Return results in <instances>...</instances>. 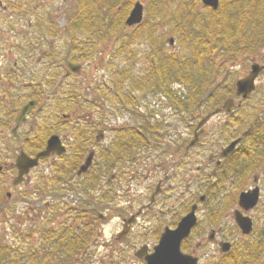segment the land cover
<instances>
[{
	"label": "flooded vegetation",
	"instance_id": "obj_1",
	"mask_svg": "<svg viewBox=\"0 0 264 264\" xmlns=\"http://www.w3.org/2000/svg\"><path fill=\"white\" fill-rule=\"evenodd\" d=\"M53 2L34 0L33 7L24 8L26 12L23 11L26 1L12 2V9L20 17L15 23L19 24L17 30L11 24L10 43H17L21 56L9 67L7 59L4 65L0 61V191L15 190L34 181L32 226L41 238V246L37 247L39 254H63L69 241L80 240L75 244L78 247L70 264H105L104 251L114 243L105 240L103 231L106 222L114 217L119 219L121 228L113 240L121 244L130 236L151 235L156 242L145 241L140 246H147L150 254L165 230L176 228L196 204L197 221L182 240L181 250L195 256L196 264H237L246 249L250 246L256 248L261 243L264 234L255 240L242 239L241 236L250 233L242 231L235 217L237 209L251 216L249 212L257 207L242 208L239 194L255 186H259L262 192L264 156L253 161L252 186L240 189L238 196L222 193L230 176L236 177L233 182L239 186L250 183V159L241 152L257 146L249 140H259L260 147L264 148V134L246 139V132L251 127L250 110L249 107L245 111L240 109L247 107L243 101L249 98H244L240 104L236 102L230 112L224 110L212 115L199 126L203 116L218 105L207 108L202 99H198L197 104L191 106L190 89L185 90V83L180 80L173 79L168 90L169 86L164 87L167 81L162 85V81H155L149 71L139 81L136 74H123L122 77L117 73L109 79L104 74L98 83L97 120L91 118V114H78L82 103L78 105L73 101L72 104H77L74 109L58 118L59 107L64 106L59 103L60 88L83 81L74 76L80 74H73L75 71L69 69L58 81L52 47L59 31ZM87 11L88 8H80L77 3L69 14L64 29L71 34L69 41L72 43V15ZM80 17L84 19V15ZM87 22L85 20L84 24ZM6 42H9L8 38ZM158 49L163 56L166 55L164 44ZM1 55L3 59L7 58L5 52ZM145 89L169 97L175 110L172 114L177 116L175 123L186 127L176 129L169 122L168 113L159 110L158 106L153 107L160 105L161 99L144 102L139 98L136 91ZM66 93L61 100L71 101L70 94L65 97ZM235 98L241 100L239 95ZM32 101L25 119L19 121L24 107ZM123 111H129L130 118L125 122L119 117ZM221 114L225 119L217 125L213 119ZM261 117V114L256 116L257 119ZM260 125L264 131V119ZM243 126L245 128L240 130ZM197 133V141L191 144ZM53 134L60 136L58 147L65 146V151L41 157L36 167L20 174L18 156L22 152L36 156L47 147ZM240 136L243 137L235 150L223 155L224 149ZM92 150L91 166L79 174ZM17 180L20 181L17 183ZM74 192L83 194L81 201L76 203L78 199L73 198ZM6 196L10 198L12 192L7 191ZM3 201L4 197L0 198L1 206ZM208 201L212 204L203 209L202 205ZM64 210L70 211L69 215L66 216ZM203 210L206 215L200 218ZM78 218L82 219L81 222H77ZM252 219L254 229L255 219ZM141 221L145 224L138 230ZM74 229L76 234L72 233ZM225 242L231 243L227 251L223 250Z\"/></svg>",
	"mask_w": 264,
	"mask_h": 264
},
{
	"label": "rangeland",
	"instance_id": "obj_2",
	"mask_svg": "<svg viewBox=\"0 0 264 264\" xmlns=\"http://www.w3.org/2000/svg\"><path fill=\"white\" fill-rule=\"evenodd\" d=\"M16 0H0V27H2V31H0V36L5 34L3 39L0 40V61H2L3 65L6 63V59L9 62L8 67L13 63L14 60L18 59L21 56L20 50L17 46L12 45L10 40L12 39L13 32L10 31L13 28V25L16 26V30L19 27L17 23V18H19L20 14L13 10L11 5L12 2ZM27 2L26 5H23L24 8L33 7L34 0H19L21 3ZM78 1L80 0H54L53 4L55 8V16H57V26L58 31L56 41L52 47V51L54 56L56 57V64L58 70V81L61 79L62 75L65 74L68 70V63L75 62L82 64V68L80 73L74 72L73 74L77 76L79 80L83 82L75 81L72 83V87H64L60 88L62 94H59L58 97H63L65 92L67 97L72 93L73 90H76V98L78 100V105H81L82 108L78 111V114H91L93 119L97 120L99 118L98 115V83L106 74V78L109 79L113 77V74H136L139 79L144 78L145 74L150 72V62H153L154 59L151 58V55L157 52V48L159 45L164 44L167 51L165 54L176 53L179 54L180 57L184 58H193L192 50H191V42L186 39H182V34L180 32H176V28L172 17H168L167 12L173 13L174 10L183 2H194L196 7H194V12L192 14L191 20H197L198 16L201 15H209V8L205 7L201 0L199 2H195L196 0H142L145 3V13L144 19L140 25L137 27H129L127 24L125 26H121V23L118 22L119 17L121 20V15L124 12L129 15L133 5L128 9V4L130 0H99L100 5L95 12L99 11L105 14L110 21L116 25L118 29L114 35H110L108 33H104L103 31H99L97 34L94 30V34L88 35L87 33H82L80 29H76L75 33L77 40L81 41L86 45L90 52H87L85 56H81L78 54L73 55L72 51H70V55H68L69 47L72 44L70 40L71 34L64 29L69 21V14L76 7ZM88 1V0H85ZM98 1V0H97ZM137 0H135L136 2ZM117 2L116 7L114 8V4ZM135 2L133 4H135ZM90 11L91 8L86 7ZM24 12L25 9L23 10ZM87 11L85 14H89ZM171 15V14H170ZM169 15V16H170ZM125 18V19H126ZM4 30V31H3ZM174 38L173 44L169 42L170 38ZM9 39V42H6V39ZM6 44V45H5ZM154 49V50H153ZM93 50V52H92ZM3 52L7 55V58L3 59L1 55ZM161 53V52H160ZM212 58L219 61L221 72H218L219 78L218 82L222 81V84L229 83L232 80L236 81L238 78L248 74L250 70V66L253 58H256L259 62L263 63V60L260 58V55H255V57H251L246 62L234 61L232 59H228L225 55H219L218 53H213ZM159 58V56H156ZM194 60V58H193ZM243 60V59H241ZM208 61V59L206 60ZM62 65V68L59 66ZM127 70V71H125ZM151 74V72L149 73ZM123 77V76H122ZM137 78V77H136ZM129 81V80H127ZM179 86V85H176ZM185 90L187 85H184ZM77 88V89H76ZM136 94L139 98H142L144 102H150V100H158L161 103L158 106L159 110L162 112L168 113L170 116L169 122L175 125L176 129H183L186 126L184 124H177L176 119L177 116L174 117L172 113L175 114V110L171 107L169 97L161 94L158 91L152 92L151 90H140L136 91ZM235 94V93H234ZM233 94V96H235ZM264 73L260 75L257 80V89L253 93L249 99L243 101L246 106L242 107L240 111L246 110L249 107L250 116L253 111V107H257L259 104L261 105L264 100ZM231 95H227L224 97L226 99ZM223 99V100H224ZM64 105L63 107H59L58 110V118H63L62 113L71 112L74 109L73 102L70 99L62 101L59 98V103ZM223 102V101H222ZM221 103V102H220ZM150 105V103H149ZM264 108V107H263ZM75 116L74 118H76ZM121 122L127 121L129 117V111H123L119 114ZM225 117L221 114L213 119L220 125L223 122ZM220 142L222 139L218 136ZM255 168L250 172L251 179L249 180V184L238 185L234 183L233 180L236 178L235 176H230L228 178V182L224 184V188L222 193L226 195V193L235 194L238 196L240 189H246L249 185L252 186V175ZM253 172V173H252ZM264 182V181H263ZM35 183L34 181L28 185H23L20 188L12 189L9 188L7 191L12 192V196L8 198L6 196V190H4V205H0V238L9 245L7 253L13 251V249H17L19 252H23L26 256L32 250L36 251L37 247L41 246L40 244V236L36 232V228L32 226V222L34 221L35 216ZM242 187V188H241ZM136 192H139L140 189H134ZM73 198L78 199L76 201H81L80 199L83 197L82 193H73ZM219 198L223 199V196ZM218 200V199H217ZM3 204V203H2ZM75 204V203H70ZM212 204L211 202H206L202 205L203 209H206L208 205ZM27 211V212H26ZM65 215H69L68 210L63 211ZM224 213V212H223ZM249 214L255 219V227L253 231L248 236H241L244 240H255L259 238L264 233V187L261 192L260 201L254 210L250 211ZM206 213L204 210L200 212L199 216L202 218ZM112 219V218H111ZM109 219L103 231L104 238L106 241L114 243L112 247L105 249V264L110 262L112 264L115 262L116 264H145L144 260L138 258L135 255L136 249H138L145 241H150L151 243H155L156 240L154 237L149 235L146 237H136L130 236L127 240L119 244L117 240H113L116 233L120 230L121 224L119 223L118 218ZM82 219L78 218L77 222H81ZM142 222V221H141ZM142 224L144 222L139 223L137 226L138 230L141 229ZM10 254H13L11 252ZM8 255V254H7ZM264 253L261 257V261L259 264H264L263 260Z\"/></svg>",
	"mask_w": 264,
	"mask_h": 264
},
{
	"label": "trees",
	"instance_id": "obj_3",
	"mask_svg": "<svg viewBox=\"0 0 264 264\" xmlns=\"http://www.w3.org/2000/svg\"><path fill=\"white\" fill-rule=\"evenodd\" d=\"M100 2L99 0L78 1L80 8L89 6L91 10L89 14L81 12L80 15H77V12L73 13L72 32L80 29L82 33L92 35L94 31L99 34L98 30H100L111 36L117 32L116 25L110 21L109 17L99 11L95 12L97 9L94 8L99 7L100 5L97 4ZM117 2L113 5L114 8ZM134 2L135 0H130L128 9L134 5ZM195 2H199V0ZM195 4L192 1L182 2L173 13H170L171 15L167 12L168 17H172L175 22L177 21L174 23L176 32L182 34V39L184 38L191 42L194 60L190 57L183 59L176 53L163 56L160 53V49L157 48V52L151 55L154 61L150 62V72L154 75L155 81H162V85L163 81H167L164 87L169 86V88L167 87L168 90L173 79L185 83L190 89L191 106L197 104L198 99H202L204 107L214 108L223 101L225 96L235 93L234 80L229 83L225 82V84H222V81L218 82V72H221L222 68L219 61L212 58L214 52L241 63L246 62L255 55H260L264 62V0H220L218 9L210 7L211 10L208 16L201 15L198 16L197 20L192 21L191 17L194 7H196ZM128 11L121 15V20L119 17L118 22L121 23V26L126 25L125 18ZM81 15H84V19L80 17ZM85 20L88 21L86 24H84ZM70 51H72L73 55L78 54L83 57L91 49L81 41H78L74 33L73 43L69 47L68 55H70ZM156 56H159V58ZM207 59L208 61H206ZM59 67L62 68V65ZM165 76L167 80L164 79ZM76 93V90H73L69 96L74 103H78L75 96ZM173 99L175 100L174 97ZM263 107L264 100L261 105L259 104L251 112L249 119L251 127L246 132V139H250L252 135L264 134L260 125L261 120L264 119ZM258 114H261V119L256 118ZM242 128H245V126L241 127L240 130H243ZM249 142L257 146L249 148L248 151L241 150V152L250 159V173L254 169L252 166L253 161L262 159L264 156V148L260 147L261 142L259 140H249ZM3 194L4 192L0 191V198L3 197ZM72 233L76 234V229ZM77 242L79 243L80 240L69 241V244H66L67 247L63 249V254L54 255V253H51L42 256L39 254V250L36 249L35 252L32 250L25 256L23 252H19L17 249L7 253L9 245L0 238V264H46V262L47 264H70L71 259L75 255V249L78 247L75 245ZM11 252L13 254H10ZM263 253L264 234L261 243L256 248L250 246L246 249L242 259L237 264H259ZM106 264H110V262ZM112 264L116 263L113 262Z\"/></svg>",
	"mask_w": 264,
	"mask_h": 264
},
{
	"label": "water",
	"instance_id": "obj_4",
	"mask_svg": "<svg viewBox=\"0 0 264 264\" xmlns=\"http://www.w3.org/2000/svg\"><path fill=\"white\" fill-rule=\"evenodd\" d=\"M202 2L205 5L212 6L215 9H217L220 5V0H202ZM143 18L144 3L143 1L138 0L132 8L130 14L128 15L126 22L130 26H135L137 24H140L143 21ZM170 42H174L173 37L170 38ZM69 67L72 70L80 71L81 64L70 63ZM263 70L264 64H261L258 61H254L251 65L249 73L237 80V94L241 95L244 98L248 97L255 90L256 79ZM32 104L33 101L28 103L24 107L19 117V121L25 119V114ZM235 104V99L233 97L226 99L221 106H218L215 110L206 114L199 123V126H202L214 114H217L223 110H228L229 112L232 111V109L236 107L234 106L232 108V106ZM198 137L199 134L197 133L195 135V139L191 141V144H194L197 141ZM240 140L241 138H238L231 142L224 149L223 155H228L229 153L233 152ZM59 144H61L59 135L53 134L48 140L47 147L43 151L39 152L36 156H30L26 152H22L18 156L17 160L20 174L28 173L32 167L39 164V160L41 157L49 156L53 152L62 153L63 151H65V146L61 145V147H58ZM93 156L94 151L92 150L88 154L85 162L81 165L78 171L79 174L86 171L91 166ZM19 181L20 180H17L16 182L18 183ZM202 199H205V197L202 196ZM259 199L260 188L259 186H255L254 188L244 190L240 193L239 205L242 208L249 210L258 204ZM196 209L197 205L195 204L191 211L181 219L176 228H167L165 230L159 243L155 246L154 252L148 254L147 246H142L139 250L136 251V255L139 257H144L146 259V264H196L195 256L186 254L181 250L182 240L190 234L193 225H195L197 221ZM235 217L237 223L245 234H248L252 231L253 219L251 216L245 215L240 209H237L235 211ZM224 244L225 245L223 247V250L227 251L230 248L231 243L225 242Z\"/></svg>",
	"mask_w": 264,
	"mask_h": 264
}]
</instances>
